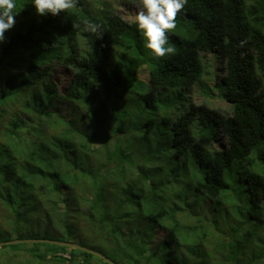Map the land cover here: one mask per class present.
Instances as JSON below:
<instances>
[{"label":"trees","instance_id":"trees-1","mask_svg":"<svg viewBox=\"0 0 264 264\" xmlns=\"http://www.w3.org/2000/svg\"><path fill=\"white\" fill-rule=\"evenodd\" d=\"M101 6L79 0L42 17L24 0L0 44V242L30 233L119 264H264V0H187L177 22L193 25L160 58L135 23ZM86 21L100 31H83ZM204 33L220 55L231 115L190 94L205 72ZM16 52L30 55L19 83L4 70ZM55 60L73 68L65 93L52 84L31 92ZM66 103L70 117L56 114ZM143 104L173 122L164 152L143 140L155 129ZM10 247L0 264H109L54 244Z\"/></svg>","mask_w":264,"mask_h":264},{"label":"rangeland","instance_id":"rangeland-1","mask_svg":"<svg viewBox=\"0 0 264 264\" xmlns=\"http://www.w3.org/2000/svg\"><path fill=\"white\" fill-rule=\"evenodd\" d=\"M85 2H87L90 9L94 12L98 10V8L101 6L102 2H108L111 5L114 13L121 16L123 19H125L129 23H133V22H131L132 17H134V15L137 12V7L133 3H131L129 0H85ZM23 4H24V0H17V10L18 11H20L21 6ZM35 12H36V10H35ZM183 19L185 20V22H183L182 24L177 22L176 29L173 30L169 34V44L173 48L177 44L178 36L187 35V33L189 31V27H192V25H193V21L189 17H184ZM15 20L17 22L18 17L15 18ZM204 38H205V40H204L203 55H207L205 58L206 74H205L202 82L200 83V85L197 84L190 91V94L192 95L193 99L197 103H202L205 98H208L209 104L221 108L226 115H229V114H231V110H230L231 107L225 101V99L222 98L219 94V92H221L223 90L222 83L219 82L216 85L217 81H219L218 74L220 73V69L216 66L217 56L215 55V46L213 45L214 42L211 41L207 36H204ZM85 42L86 41L83 40L82 38H80L77 41V43L80 46V49L82 51L86 50V43ZM0 47H1V45H0ZM147 50H149V49H147ZM13 58L15 60L13 61V63H12L13 65L11 66V68L6 66V67H4V70L8 69L9 72L5 71V73L10 77L16 78V80L19 83L21 77L24 74H26V72H27V64H28V61L30 59V55H29V53H25V52H16V54L13 56ZM53 64H54V66H53L54 70L51 73V76L47 77L44 81H42L38 85V87L33 89L31 92H34L35 94L43 96L44 90H46V88L48 87L49 84H52V85H55L56 88L58 89L59 95H63L65 93L66 87H67V85L70 81V78L72 76V73H73V68L69 67L65 64H60L57 60H55L53 62ZM149 76H150V73L148 72L146 75L147 80H148ZM2 78L3 77L0 76V79H2ZM1 84H2V82L0 83V85ZM202 86H204L205 89H202ZM210 88L213 89L212 93H209ZM30 96H32V93H30ZM30 96H29V98H30ZM157 96H159V94ZM72 106L75 110H79L77 104H72ZM168 106H171V101L167 100V98H166V100H163V102L161 104L160 111H159L161 117L162 116L165 117V114L168 112V109H169ZM69 107L70 106L67 103L62 104V105L60 104L59 107L56 108L55 113L59 114L60 116L66 115V116L70 117V113L68 111ZM143 107H145L146 110L150 111L152 118L155 120V129H154L153 133L150 134L146 139H143V140H159L156 143V151H158V152L163 151L164 152L165 149H164V146L162 145L160 140H168L166 133L170 137L169 140H171L173 122L171 124V127H168L167 121L165 119L160 120L158 118L157 112L153 108L147 107L145 104H143ZM79 113H82V111H80ZM85 114L86 113L84 111V115ZM90 115H91V113H90ZM78 116H81V115H78ZM96 117H98L97 113H96ZM134 119L135 118H132L130 123H132V121ZM114 123H115V125H117V122H114ZM142 124H143V121L139 122V124H138L139 127L142 126ZM110 129H111V126H110ZM111 135H113V134H111ZM113 136L117 137L118 135H113ZM121 139L126 140V141L138 140L137 138H134L133 136H129V135H126L125 138L121 137ZM105 140H108V139H105ZM109 140H112V142H114V138L109 139ZM103 142H105V141H103ZM215 144H216V142L212 143L213 149L214 148L217 149L216 148L217 146ZM157 161H159V158L157 159ZM235 179L236 180L238 179V175L235 176ZM208 205L211 206V202H208ZM221 226L223 227V223H221ZM81 227H82V224H81ZM222 227H220V228H222ZM164 233H165V231L161 230V229H158L156 231V234L158 237H163ZM30 238H35L34 234L28 233V234H19V235L11 236V239H13V240L14 239H30ZM7 247H8V250L11 251L12 248L10 246H7ZM19 256L22 257L23 259L26 258L25 254H20Z\"/></svg>","mask_w":264,"mask_h":264},{"label":"clouds","instance_id":"clouds-1","mask_svg":"<svg viewBox=\"0 0 264 264\" xmlns=\"http://www.w3.org/2000/svg\"><path fill=\"white\" fill-rule=\"evenodd\" d=\"M78 2L79 0H31V4L35 7L37 15L42 17L48 16L49 14L57 16L61 13H65L68 10L74 9ZM130 2L137 7V12L134 17H132L131 22L136 24L137 29L142 34L145 47L157 58L174 53L175 49L169 44V34L176 29L177 15L185 8L187 0H130ZM18 14L17 0H0V44L5 42V34L14 27L16 23L15 17ZM100 27L101 26L97 23L86 21L83 25V31L97 33L100 31ZM201 54L205 72L198 82L199 85L206 74L205 58L207 55H203V51ZM215 55L217 56L216 64L219 65L218 68L220 69L217 85L219 82L222 83L223 72L221 68L222 65L220 64V55L216 46ZM210 90L212 93L213 89L210 88ZM222 91L219 92V94L224 98ZM196 104H206L208 107L218 108L224 113L221 108L209 104V100H204L202 103L196 102Z\"/></svg>","mask_w":264,"mask_h":264},{"label":"water","instance_id":"water-1","mask_svg":"<svg viewBox=\"0 0 264 264\" xmlns=\"http://www.w3.org/2000/svg\"><path fill=\"white\" fill-rule=\"evenodd\" d=\"M24 243H48V244H54V245H59V246H65L69 247L72 249H78L90 254H93L104 261H106L109 264H119L115 261H113L111 258L107 257L105 254H103L100 251H97L95 249L83 246L79 243H74V242H68L64 240H55V239H47V238H30V239H14L10 241H3L0 242V249L3 246H10V245H16V244H24Z\"/></svg>","mask_w":264,"mask_h":264}]
</instances>
